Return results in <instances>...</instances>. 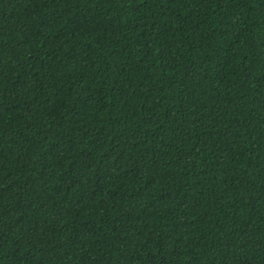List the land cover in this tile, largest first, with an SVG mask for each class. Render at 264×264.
Listing matches in <instances>:
<instances>
[{
    "label": "trees",
    "instance_id": "obj_1",
    "mask_svg": "<svg viewBox=\"0 0 264 264\" xmlns=\"http://www.w3.org/2000/svg\"><path fill=\"white\" fill-rule=\"evenodd\" d=\"M0 264H264V0H0Z\"/></svg>",
    "mask_w": 264,
    "mask_h": 264
}]
</instances>
